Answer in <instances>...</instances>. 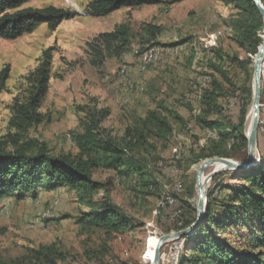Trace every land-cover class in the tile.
<instances>
[{
	"label": "rangeland",
	"instance_id": "obj_1",
	"mask_svg": "<svg viewBox=\"0 0 264 264\" xmlns=\"http://www.w3.org/2000/svg\"><path fill=\"white\" fill-rule=\"evenodd\" d=\"M89 2L29 0L23 7H62L77 15L54 30L43 23L33 32L16 39L0 38V70L4 66L10 69L5 89H0V143L15 139L43 142L54 154L77 157L80 152L75 137L83 133L87 114L95 110L106 111L100 126L119 142L127 129L132 132L127 139L133 140V132L141 127L147 111L159 109L174 127L172 137L163 140L146 134L141 149L145 157L142 158L149 165L148 171L156 177L158 184L149 193L142 181L131 185L134 176L117 173L97 162L93 169L94 179L107 184L110 199L131 219L129 226L119 232H107L94 226L88 216L80 221L89 213L90 206L81 203L76 192L68 187L41 191L37 198L2 200L0 264H151L157 238L178 231L175 227L182 225L178 219L167 220L165 211H160V207L167 204L166 185L172 182L174 167L182 173L177 188L180 213L186 220L196 215V167L203 160L192 164L191 151L197 152L208 139H218L216 130H199L190 119L199 111L198 85H204L209 79L205 74L209 72L205 63L212 53L211 48L217 55L225 57L220 62L228 63L231 57L247 61L249 57L234 39L230 6L220 0H166L94 17L86 11ZM120 24L129 27L131 37L123 55L118 57L107 51L99 55L90 49L89 44L99 33L111 31ZM148 24L160 28L154 38L146 31ZM154 42L166 50L180 49L181 52L164 55L155 66L143 71L145 73L135 72L136 65L139 69V48ZM47 48H52L53 58L48 91L41 103L44 120L18 132L9 126L13 98L25 92L27 75L38 65ZM123 66L127 73L120 77L118 72ZM226 72L233 86L224 84L226 96L219 99L223 107L221 115L228 122H236L240 100L246 94L228 96L233 87L252 85L253 62L243 66L234 62L228 65ZM262 80L264 82V67L261 88ZM251 100L252 97L246 115V133L249 114L253 110ZM260 103L259 141L263 148L264 96L262 102L260 97ZM179 115L184 122L176 118ZM256 149L259 160L257 145ZM136 159L140 160V156ZM161 160L163 164L159 165L163 166L158 177L155 167ZM233 160L240 161L238 158ZM233 177L223 172L216 174L208 183L207 192L219 182L234 183ZM103 198L104 191L99 190L94 201L99 203ZM166 207L171 212V207ZM176 239L162 246L160 264H176L185 245L183 237ZM41 249H52V260L42 256L36 259Z\"/></svg>",
	"mask_w": 264,
	"mask_h": 264
},
{
	"label": "trees",
	"instance_id": "obj_2",
	"mask_svg": "<svg viewBox=\"0 0 264 264\" xmlns=\"http://www.w3.org/2000/svg\"><path fill=\"white\" fill-rule=\"evenodd\" d=\"M28 1L0 0V38L16 39L33 32L43 23L54 30L63 21L77 15L75 11L62 7H23ZM220 1L230 6L233 13L230 27L234 39L249 57L247 61L231 57L228 63L220 62L225 60V57L217 55L213 48L210 49L212 53L205 63L209 71L205 74L209 79L204 85H198L199 111L192 114L190 119L199 130H216L218 139H208L206 145L197 152L191 151L194 156L191 159L192 164L211 157L238 158L242 161L247 155L245 123L252 97V85L249 83L244 88L233 87L231 95L228 96L246 94V97L240 100L236 122H228L221 115L223 107L219 99L226 96L224 86L226 82L233 86L226 72L228 65L238 62L243 66L245 63L253 62V57L262 43L264 22L253 0ZM164 2L166 0H90L86 11L90 16L101 17L121 8ZM262 2L264 3V0ZM146 31L154 38L160 32V28L148 24ZM130 38L129 27L120 24L111 31L99 33L89 46L99 55L107 51L119 57L125 53ZM158 45L159 43L154 42L139 49L142 52ZM52 58V48L45 49L38 65L26 77L25 92L13 98L10 107V128L24 132L43 122L41 103L49 87ZM9 71L8 66L0 70L1 90L5 89ZM263 85L262 80L261 102L264 96ZM105 114L106 111L102 110L87 114L88 119L83 123V133L75 137L80 152L77 157L71 154H54L43 142H20L18 139L1 142L0 203L9 197L17 200L25 199L27 196L37 198L41 191L68 187L76 192L81 203L90 206L89 213L81 217L80 221H84L85 216H88L91 224L107 232L126 229L131 219L110 199L107 184L94 179V166L100 162L104 167L117 173L126 172V175L134 176L131 185L142 181L150 193L158 181L148 171L149 165L145 163V157L141 152L146 142V134L169 140L174 127L161 110L151 109L147 111L141 127L133 132V140L127 139V136L130 137L132 134L127 129L126 135L118 142L100 126ZM176 118L184 122L180 115ZM261 127L259 124L257 131L258 163L248 169L223 171L224 174L234 176L236 181L219 182L217 187L207 192L204 218L192 234L183 237L184 250L180 257L178 256L176 264H264V147H260L259 141ZM86 155L89 158H85ZM136 156H140V160H137ZM161 163L162 160L155 167V170L159 171L156 172L158 177L163 166L159 165ZM162 175H165V172ZM99 190L104 191V198L96 203L94 196ZM160 211H165L168 220L169 208L160 207ZM195 220L196 215L190 220L183 219L181 215L178 221H182V225L176 226L175 229L186 228ZM51 250L41 249L37 252L36 259L42 256L45 260H52Z\"/></svg>",
	"mask_w": 264,
	"mask_h": 264
},
{
	"label": "water",
	"instance_id": "obj_3",
	"mask_svg": "<svg viewBox=\"0 0 264 264\" xmlns=\"http://www.w3.org/2000/svg\"><path fill=\"white\" fill-rule=\"evenodd\" d=\"M256 8L260 12L263 22H264V3L262 0H253ZM264 67V26L262 31V43L258 47V51L253 59V75H252V100L251 108L253 109V119L249 131L246 133V138L248 140L247 144V155L242 161H235L229 158L223 157H211L203 160L196 167V188H197V204H196V220L190 226L174 231L169 234H161L155 244L153 257L151 259V264H160V251L162 246L170 240L176 238H182L193 233V231L202 222L206 206H207V189L208 183L211 179L218 173L227 170L239 171L242 169H248L257 164V131L259 126V114H260V97H261V76ZM220 165L219 169L213 168L205 175L203 183L201 182V177L204 175L205 171L211 165Z\"/></svg>",
	"mask_w": 264,
	"mask_h": 264
},
{
	"label": "bare ground",
	"instance_id": "obj_4",
	"mask_svg": "<svg viewBox=\"0 0 264 264\" xmlns=\"http://www.w3.org/2000/svg\"><path fill=\"white\" fill-rule=\"evenodd\" d=\"M181 52L180 49H164L161 46H152L148 49H146L145 51H142L138 54L139 57V69L143 72L146 71L148 69V67L150 66H155L159 60L161 59V57L163 58L164 55H178ZM120 72H126V67L123 66L120 69ZM127 73V72H126ZM126 73H120V77H124L126 75ZM252 119H253V110H251L250 114H249V120H248V131L250 129L251 123H252ZM220 165H211L208 167V171L206 173H208L210 170H212L213 168L219 169ZM206 173H204V175H202L201 177V182L203 183L204 179H205V175ZM158 240V238H157ZM171 241V240H170Z\"/></svg>",
	"mask_w": 264,
	"mask_h": 264
},
{
	"label": "built area",
	"instance_id": "obj_5",
	"mask_svg": "<svg viewBox=\"0 0 264 264\" xmlns=\"http://www.w3.org/2000/svg\"><path fill=\"white\" fill-rule=\"evenodd\" d=\"M118 73H126V72H118ZM181 171L177 168L174 167L172 172H171V178L172 182L168 186V193H167V204L166 206L171 207V212L169 214V220H175V219H180L182 213H180V204L177 199V188L179 187V181L181 178ZM177 239H173L171 241H174Z\"/></svg>",
	"mask_w": 264,
	"mask_h": 264
},
{
	"label": "crops",
	"instance_id": "obj_6",
	"mask_svg": "<svg viewBox=\"0 0 264 264\" xmlns=\"http://www.w3.org/2000/svg\"><path fill=\"white\" fill-rule=\"evenodd\" d=\"M134 70H135V72H136V70H137V72H138V73H141V74H142V73H145V72H141V71H139L137 65L135 66V69H134ZM194 111H196V110H194ZM40 194H41V193H40ZM6 200H7V199L3 200V202H5Z\"/></svg>",
	"mask_w": 264,
	"mask_h": 264
}]
</instances>
